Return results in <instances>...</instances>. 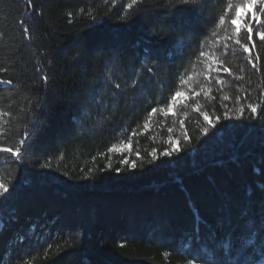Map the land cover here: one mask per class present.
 Here are the masks:
<instances>
[{"label":"trees","instance_id":"trees-1","mask_svg":"<svg viewBox=\"0 0 264 264\" xmlns=\"http://www.w3.org/2000/svg\"><path fill=\"white\" fill-rule=\"evenodd\" d=\"M242 2L198 0L201 10L192 12L178 0H138L131 9V0H32V7L27 0H0V80L12 81L0 83V111L10 113L0 117V146L14 147L35 125L22 164L0 153V178L10 193L19 185L9 203L0 202V264H188L193 254L211 259L207 249L228 264L233 257L258 264L264 118L249 120L247 104L264 109V41L257 35L264 15L259 24L251 21L245 53L225 40ZM249 19L241 23L242 38ZM145 48L164 64L154 82L144 68L156 65H141ZM111 49L120 52L115 64L101 53ZM249 55L260 57L256 68ZM212 59L221 68L209 76ZM45 74L47 84L40 79ZM181 76L192 79L183 85ZM176 90L189 98L167 115L149 116ZM37 97L43 104L29 123ZM241 106L244 119H223ZM204 111L221 117L215 128ZM170 138L181 151L164 157ZM113 145L123 151L109 152ZM124 158L128 165L120 163ZM242 237L254 245L241 248ZM226 238L232 257L217 246Z\"/></svg>","mask_w":264,"mask_h":264},{"label":"snow or ice","instance_id":"snow-or-ice-1","mask_svg":"<svg viewBox=\"0 0 264 264\" xmlns=\"http://www.w3.org/2000/svg\"><path fill=\"white\" fill-rule=\"evenodd\" d=\"M27 3L29 5V7H32V0H27ZM138 0H131V3H129L127 5V7L129 9H131L133 7V5L137 4ZM178 3L180 5H187V6H192L188 9H182V10H186V11H192V12H199L201 9L199 7H196L198 0H178ZM259 7V12L255 11L257 6ZM236 10L234 12V15L231 18V25L233 26L232 28V33L227 35L225 37V40H234L236 45H240V47L243 48L245 53L249 52V47L247 45V43H242V39H246L247 41L251 42L253 41V27H252V23L251 21H255L257 24L260 23V17L261 15H264V0H243V2L241 4H238L235 6ZM233 8V5L231 3L228 4V11L231 12ZM251 9V15H250V19L247 16V10ZM241 10H245V16L241 15ZM246 19H249V22L244 24V28L246 29L245 32V37H241L240 36V32H241V23L243 21H245ZM21 24H25L24 21L20 22ZM219 25H224L225 24V18L224 16L219 17V21H218ZM25 38L27 39L29 37V27L25 24V26L22 29ZM257 35L259 36V39L261 41H264V31H259L257 33ZM181 45H182V38L179 41H174V47L177 49H181ZM255 46L254 42H253V47ZM226 48V46H225ZM101 53L104 55H107L109 57H114L115 59L112 60V63L115 64L119 58H120V52L117 49H111V50H101ZM164 58L167 59L168 54L165 53L163 54ZM209 54L205 53L204 51L200 52V56H208ZM259 60L260 57L256 56V57H252L251 55L248 56V63L252 65L253 68H256V64L253 63V60ZM156 65V67L154 68L153 66H146L144 68L146 73H151L153 74L150 77V81L149 82H154L155 80V72H160L163 70L164 64L163 61L161 60V56L159 54H155L152 53L149 49L145 48L144 49V56L141 58V65ZM221 65H218L215 61V59H212V62L209 63L207 65L206 68V72L210 74L213 71H220ZM259 70V69H257ZM223 71L225 72H229L228 68H223ZM109 80L111 79V72H109L108 74ZM40 79L47 84L48 83V76L45 74L43 76L40 77ZM180 82L183 85H187L189 83V81H191L192 77L189 76L187 77V79H185L183 76H181L180 78ZM239 79H243V77H239ZM0 83L2 84H6V85H10L12 84L11 80H0ZM105 84L107 83V81L104 82ZM135 84V81L133 82ZM220 83H223V81H220ZM114 87L116 89H120L121 88V84L120 83H116L114 85ZM203 90V89H202ZM191 92L192 95L194 96H200L201 95V91H194V90H189ZM95 99V97H93ZM189 98L188 95H186V92L184 90H176L174 92V94L171 96L170 101H168L163 107H153L151 108V111L149 113V116L151 115H155L157 113V111L163 112L165 115H167L169 112H172L174 106H176L178 103H181L183 100H187ZM225 99H228V97H224ZM41 104H43V101L37 97L36 98V104H35V110H33L31 117L29 118V123H32V121L35 119V111L38 110L41 106ZM104 105L101 104L100 107H103ZM225 108H227V106L225 105ZM247 108L250 110V115L248 116L249 120H252L253 118H256L257 120H259L260 118H264V109H261L260 112L258 113V108H260V104L258 103H248L247 104ZM196 111H200V107L199 105H197L196 107ZM10 115V113L7 110H3L0 111V117H4V116H8ZM201 115L203 116V120L205 122H207L208 125H210L211 128H215L216 127V122H218L221 117L217 116L215 117V120L210 118V115L207 111L201 112ZM233 118L236 119H244L245 118V107L241 106L238 108V110L233 114L230 113L229 111H225L223 114V119L225 120H231ZM16 119V118H14ZM4 123H7V121H4ZM181 124H183V121H181ZM143 127L145 129L148 128V123L145 122ZM35 125H32V130H26L24 132V138H21L18 141V144L15 145L14 147H8V146H0V153H7L10 154V156L12 158H14V163L16 165H20L23 162V159L26 155L29 154V145L31 143V138L35 135V131H34ZM203 133L205 135L208 134L209 128L208 127H204L203 128ZM136 133L133 131L131 133V135H135ZM170 147L165 149L161 155L164 157H172L174 154H178L181 149L177 146L180 141L179 140H174L172 138L169 139L168 141ZM126 147H130L129 145H126ZM109 152H117V151H123V149L118 148L116 145H113L112 147H110L108 149ZM137 155H139L137 153ZM152 158L153 160L157 159V155H156V149H153L152 153ZM121 164L124 165H128L129 164V160L127 158H124L120 161ZM42 167L47 168L48 165H42ZM106 167H111V165H107ZM130 167L132 169H135L137 167V164L135 161H132L130 164ZM91 171V170H90ZM115 171L117 173L120 172V169L117 168L115 169ZM87 178V177H86ZM18 187L19 185L17 184H13L12 185V192L10 193L9 190V185L8 183L5 182L4 179L0 178V202L7 204L9 203L12 198L16 195L17 191H18ZM4 227V222L2 220H0V230H2ZM19 239L22 241L24 239L23 236L19 237ZM227 240V238H226ZM254 242L252 239L247 238V237H242L241 238V244L240 247L241 248H246L249 246H253ZM219 248H222L226 255L228 257H232V242L230 240H227V242H219L217 245ZM207 251L212 252V258L208 259V260H204L199 254H193L191 259L188 261V264H228V260L225 259L222 256H218L215 254V251L212 249H207ZM260 259L258 260V264H264V246L261 247L260 250ZM231 264H242V261L239 260L238 258L233 257L231 260Z\"/></svg>","mask_w":264,"mask_h":264},{"label":"rangeland","instance_id":"rangeland-1","mask_svg":"<svg viewBox=\"0 0 264 264\" xmlns=\"http://www.w3.org/2000/svg\"><path fill=\"white\" fill-rule=\"evenodd\" d=\"M258 6H259V5H258ZM250 10H251V9L247 10V13H248V11H250ZM251 11H252V10H251ZM245 14H246V13H245V10H241V15H242V16H245Z\"/></svg>","mask_w":264,"mask_h":264}]
</instances>
